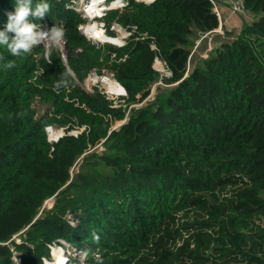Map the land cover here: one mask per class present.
<instances>
[{"label": "trees", "instance_id": "1", "mask_svg": "<svg viewBox=\"0 0 264 264\" xmlns=\"http://www.w3.org/2000/svg\"><path fill=\"white\" fill-rule=\"evenodd\" d=\"M72 1L47 0L33 21L64 26L66 63L56 47L49 64L44 45L0 46L15 63L0 61V264H44L59 239L84 251L72 264H264V0H243L254 19L187 76L192 37L219 24L210 0H126L102 17L107 34L113 21L132 32L122 46L88 42ZM14 11L0 0V30ZM92 69L112 73L118 102L81 87ZM156 81L166 88L135 106ZM47 125L64 133L50 141Z\"/></svg>", "mask_w": 264, "mask_h": 264}, {"label": "clouds", "instance_id": "2", "mask_svg": "<svg viewBox=\"0 0 264 264\" xmlns=\"http://www.w3.org/2000/svg\"><path fill=\"white\" fill-rule=\"evenodd\" d=\"M33 3L34 0H14L15 11L7 13V23L4 29L0 30V46L6 47L13 57H20L33 54V50L41 45H48L44 55L51 64V49L63 46L66 29L63 25L57 24L50 29H42L39 23L33 22L43 19L51 11L47 0H37L34 6ZM0 61H4L3 68L5 70L15 67L13 61L6 60L2 55H0ZM71 76V69H66L62 73L61 79L56 82L55 90L59 92L62 87L68 88L71 84ZM57 138L58 136L53 141ZM94 239L98 242L99 236L94 237Z\"/></svg>", "mask_w": 264, "mask_h": 264}, {"label": "built area", "instance_id": "3", "mask_svg": "<svg viewBox=\"0 0 264 264\" xmlns=\"http://www.w3.org/2000/svg\"><path fill=\"white\" fill-rule=\"evenodd\" d=\"M82 1H87L88 0H79V1H76V4L73 6V3L75 2H72L70 4V7L75 9V10H78V11H81L82 14L84 15L83 17H87L90 21L91 20H94V19H97V18H101L106 11L110 10V9H119V8H122L125 3H126V0H100L98 3L99 5H97L98 7V11L94 12V11H83L81 8L82 5L81 2ZM137 1H143L145 3H150L151 1L153 0H137ZM90 2V1H89ZM210 2L212 3V11L215 13V15L217 16L218 18V21H221L222 20V15H221V12L219 10V4H223L225 5L228 10L230 11L231 14H236V15H243L247 10L245 9L244 7V3H243V0H210ZM97 21V20H95ZM93 23V22H92ZM96 25L95 26H98V28H100L104 33L107 34L106 32V25L105 23L102 21H97L95 23ZM52 28V27H50ZM50 28H43L42 29H50ZM78 30L79 32L85 37V39L90 42L91 44H94L95 46H99V45H102L104 43H110V44H113L115 46H122L124 44H126L127 42V39L130 37L131 35V31L121 27L116 21H113L110 25H109V30L113 32L112 35L110 34H107L108 36L110 37H113V38H118V42H112V41H109V40H102V39H99V38H96V37H93L92 36V33L89 32V30L87 29L86 25H83L82 23L78 25ZM123 31L122 35L120 37L117 36L116 33L118 32H121ZM212 32H216L218 34H223L224 32L222 31V28L220 29H213L211 31H207V32H198L197 33V36L199 35V38H197L195 41H194V44L192 45L191 47V51H190V54H189V58L191 57V55L195 52V49L196 47L198 46L200 40H202L205 36L211 34ZM138 38H141L143 39L144 38V35L143 36H140V37H135L134 39H138ZM48 45H45V48L47 49ZM150 48L151 49H156L154 43H150ZM213 47L207 43L204 51L201 53V56L203 58L207 57L209 51L212 49ZM59 49L61 50H67L66 48V43H65V40H64V44L62 47H59ZM77 50H80L79 48H77ZM62 56V55H61ZM114 56V54L112 55ZM125 57V56H124ZM124 57H121L120 59H124ZM63 58V57H62ZM103 71V70H102ZM112 74V73H111ZM89 75H93L92 78H90ZM98 76H102L101 74H98L97 75V72H96V69H92L88 75L85 77L84 79V84H85V87L84 89L87 90V91H91L92 89L88 87L87 85V79H90L93 83L97 82V81H93V78L94 77H98ZM83 82V81H82ZM82 82L79 83L81 85V87L83 88L82 86ZM91 89V90H90ZM51 128H53V126L51 125H47L45 126V132L47 134V138L48 140L52 141L54 140V138H50V134H51ZM62 130V129H61ZM62 135V134H60ZM57 137V136H55ZM59 242H63L61 244H64V241L59 239L58 240V243ZM57 246H60L58 245L57 243H52L49 245L50 247V251L53 249V247H57ZM82 252V251H81ZM69 251L66 250L65 252V255H64V260L61 262V264H70V259H69V255H68ZM14 260H17L16 256L14 255ZM84 258V256H83ZM50 262H52V259L50 261H47V260H44V264H50Z\"/></svg>", "mask_w": 264, "mask_h": 264}, {"label": "rangeland", "instance_id": "4", "mask_svg": "<svg viewBox=\"0 0 264 264\" xmlns=\"http://www.w3.org/2000/svg\"><path fill=\"white\" fill-rule=\"evenodd\" d=\"M76 1H79V0H73L72 2H75V3H73V6L76 4ZM246 14H248L247 12H245ZM244 13V14H245ZM235 15V14H233L234 16H232L233 17V20L234 21H237V18H238V20L240 21H242V24L243 23H249V22H251L253 19H254V15L252 14V15H250L248 18L245 16V15ZM84 16V15H83ZM84 19H85V21H84V23H82L83 25H87L88 23H92L93 22V24H95L97 21H102L103 20V18L101 19V18H99L97 21H95V20H89L87 17H83ZM222 21H219V24H218V27H217V29H220L221 28V26H220V23H221ZM96 25V24H95ZM53 27V26H52ZM96 27H98V26H96ZM230 28H231V26H229ZM233 27V26H232ZM236 27V26H235ZM43 28H47V27H43ZM237 28V27H236ZM222 31L224 32L223 34H218V33H213V38H212V41H211V43H212V45H213V47H215V46H218L220 43H222L223 41H224V39H228L229 37V32H227L224 28L222 29ZM123 33V31H121V32H118V33H116L117 34V36L118 37H120L121 36V34ZM230 33H233V30H232V32H230ZM106 34V33H105ZM107 35V34H106ZM219 35V37H220V39H219V41H216L217 39H216V36H218ZM192 38H194L193 39V44H194V41L197 39V38H199V35L197 36H193ZM102 40H108V39H102ZM215 40V41H214ZM110 41V40H109ZM201 41L202 40H200V42H199V44H198V46L196 47V49H195V52H194V54L192 55V57L191 58H189V60H188V62H187V67H186V74H188L190 71H191V69H192V67H193V65H194V63L198 60V59H201L202 58V56H201V53L203 52V51H200L199 49H200V45H201ZM207 42H208V40H206ZM105 44V43H104ZM44 47H45V45H44ZM56 49H58L59 51H60V53H61V57H63L62 59H63V61L66 63V51L67 50H61V49H59V48H56ZM159 60V59H158ZM156 62H158V61H156L155 59H154V61H153V65L156 67ZM161 62V61H160ZM163 64V63H162ZM164 66V65H163ZM154 68V67H153ZM155 69V68H154ZM157 70V69H156ZM157 71H159L161 74H164V75H167V71L165 70V68H163V69H160V70H157ZM105 74V75H104ZM98 75V74H97ZM101 75H104V76H108V77H110L111 79H113V80H115L114 78H113V76H112V74L111 73H107L105 70H103L102 71V73H101ZM90 76V78H92L93 77V75H89ZM97 80V78H93V81H96ZM116 81V80H115ZM87 85H88V87L89 88H93V87H97L100 91H102V92H104L105 94H106V96L108 97V98H112V99H114L116 102H118L117 101V97H118V95L119 94H111V93H109V92H107L106 90H105V88L102 86V84L100 83V81H97V82H95V83H93L90 79H87ZM82 86H83V88L85 87V84H84V80H83V82H82ZM166 85H164L162 82H160V81H156V82H154V83H152L151 84V86H150V89H149V94L147 95V97L146 98H144L141 102H138V103H136L135 104V106H143V105H145L146 104V101H148V100H151L153 97H154V95L156 94V92H157V90L159 89V88H166L165 87ZM86 89V88H85ZM90 89V90H91ZM38 109H42V107L41 106H38ZM120 125V122H115L114 124H113V126H112V128L113 127H117V126H119ZM54 128V131H56V134L55 135H51L50 134V138H55V136H60V134H63L64 132H63V130H61V128H55V126L53 127ZM52 138V139H53ZM97 150L98 152L102 149L99 145H96L95 147H93V148H91L90 149V151H92V150ZM76 169V167L74 166V167H72L71 168V171L73 170H75ZM200 197H203V196H200ZM49 203H51V200H49L48 202H45V203H43V207H46V208H48V207H50V205H49ZM200 204L201 205H204V206H202L204 209H200V208H198V210L200 211V214L202 215V217L203 218H206L207 217V215L205 214V211H207V210H211L212 208H213V201H212V199H211V197L208 195V194H205L204 195V197H203V199L201 200V202H200ZM191 215H193V214H191ZM69 218H70V220L72 219L71 217L72 216H68ZM200 219V218H199ZM73 222V224H75L77 221L75 220V221H72ZM14 237V240H18V236L17 235H14L13 236ZM168 240H170V238H168ZM59 243H63V242H59ZM65 243V242H64ZM58 245H60V246H57L56 248L57 249H60L61 250V254H63V255H65V252H66V250L67 249H65L64 247H62V244H58ZM177 245H179V242H177ZM167 246H169L170 247V244L169 245H166V247ZM53 250V249H52ZM52 250H51V258H53V252H52ZM63 251V252H62ZM69 253H73V255H74V257H77L78 259H80L79 261L80 262H82V260L84 259L83 258V256H85V253H84V251L83 250H80V251H78L77 252V250H74V249H70L69 248ZM82 251V252H81ZM55 259H57V258H54V259H52V261L53 260H55ZM13 260H14V258H13ZM70 264H72L71 262H70Z\"/></svg>", "mask_w": 264, "mask_h": 264}, {"label": "bare ground", "instance_id": "5", "mask_svg": "<svg viewBox=\"0 0 264 264\" xmlns=\"http://www.w3.org/2000/svg\"><path fill=\"white\" fill-rule=\"evenodd\" d=\"M99 1L100 0H88V2L87 1H82L81 4L84 5V6H82L81 9L83 11H87V12L88 11L96 12V11H98L97 5H99V3H98ZM86 27L89 30V32L92 33L93 37H96V38H99V39H108V40H110L112 42H118V40H119L118 38H113V37H110V36L106 35L100 28L96 27L95 24H93V23H88L86 25ZM155 60L158 61V62H156V64H155L156 67L154 65H153V67L155 69H157V70L163 69L164 66H163L162 62H160V60H158V58H155ZM167 74H169V72ZM104 75L98 76V77H95V78H97L96 81H100V83L102 84V86L105 88V90L107 92H109L111 94H121V93L123 94V93H125L123 87L117 81L111 79L108 76H104ZM116 122H121V121L119 120V121H116ZM55 134H56V131H54V129L51 128V135L53 136ZM49 200H51V203H49V205L51 206L52 205V198L45 200L44 203L48 202ZM52 252H53V254H52L53 258L52 259H54V258H57V259H55L52 262H50V264H61V262L65 258L64 255L61 254V250L57 249L56 247H53Z\"/></svg>", "mask_w": 264, "mask_h": 264}, {"label": "crops", "instance_id": "6", "mask_svg": "<svg viewBox=\"0 0 264 264\" xmlns=\"http://www.w3.org/2000/svg\"><path fill=\"white\" fill-rule=\"evenodd\" d=\"M219 10H220V12H221V15H222V22L220 23V26H221V28L223 29H225L227 32H229V38L228 39H224V41H230L232 38H234L237 34H238V32L240 31V29H241V27H242V21L240 20H238V18H237V21H234L233 20V17L232 16H234L233 14H231L230 13V11L228 10V8L225 6V5H223V4H219ZM248 14H244L247 18L250 16V15H252L250 12H248V11H246ZM236 15V14H235ZM229 26H231V28L229 27ZM233 26V27H232ZM237 28H236V27ZM232 30H233V33H230V32H232ZM213 33L214 32H212L211 34H209V35H207V36H205L203 39H202V41H201V45H200V51H204V49H205V47H206V45H207V43H209L212 47H213V45H212V43H211V41H212V38H213ZM216 33V32H215ZM216 41H219V39H220V37H219V35L218 36H216ZM206 40H208V42L206 41ZM215 41V40H214Z\"/></svg>", "mask_w": 264, "mask_h": 264}, {"label": "water", "instance_id": "7", "mask_svg": "<svg viewBox=\"0 0 264 264\" xmlns=\"http://www.w3.org/2000/svg\"><path fill=\"white\" fill-rule=\"evenodd\" d=\"M168 75H169V74H168ZM185 76H187V74H185ZM124 91H125V90H124ZM121 94H122V93H121ZM123 94H125V93H123ZM123 94H122V95H123ZM122 122H124V121H121L120 124H121ZM113 128H115V127H113ZM60 136H61V135H60ZM52 202H53V200H52Z\"/></svg>", "mask_w": 264, "mask_h": 264}]
</instances>
